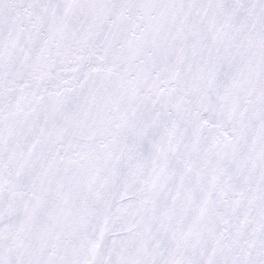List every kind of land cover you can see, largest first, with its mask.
Wrapping results in <instances>:
<instances>
[{
    "label": "snow or ice",
    "instance_id": "obj_1",
    "mask_svg": "<svg viewBox=\"0 0 264 264\" xmlns=\"http://www.w3.org/2000/svg\"><path fill=\"white\" fill-rule=\"evenodd\" d=\"M0 264H264V0H0Z\"/></svg>",
    "mask_w": 264,
    "mask_h": 264
}]
</instances>
